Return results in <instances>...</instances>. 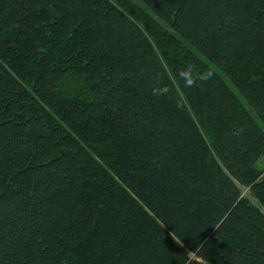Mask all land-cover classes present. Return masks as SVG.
<instances>
[{
    "label": "trees",
    "instance_id": "1",
    "mask_svg": "<svg viewBox=\"0 0 264 264\" xmlns=\"http://www.w3.org/2000/svg\"><path fill=\"white\" fill-rule=\"evenodd\" d=\"M262 161L264 0H0V264H264Z\"/></svg>",
    "mask_w": 264,
    "mask_h": 264
},
{
    "label": "rangeland",
    "instance_id": "2",
    "mask_svg": "<svg viewBox=\"0 0 264 264\" xmlns=\"http://www.w3.org/2000/svg\"><path fill=\"white\" fill-rule=\"evenodd\" d=\"M135 1H136V0H135ZM137 2H138V1H137ZM213 68H214V67H213ZM214 69H215V71L218 72V70H217L216 68H214ZM261 166H262V168H264V161L261 162ZM247 193H248L247 190H243V194H244V195L247 196Z\"/></svg>",
    "mask_w": 264,
    "mask_h": 264
}]
</instances>
